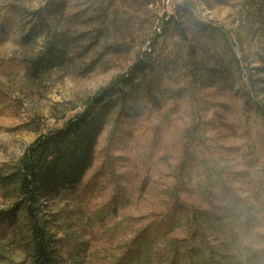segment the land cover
Returning <instances> with one entry per match:
<instances>
[{
    "label": "rangeland",
    "instance_id": "374dc122",
    "mask_svg": "<svg viewBox=\"0 0 264 264\" xmlns=\"http://www.w3.org/2000/svg\"><path fill=\"white\" fill-rule=\"evenodd\" d=\"M130 76L49 264H264V0H0V264H35L24 157Z\"/></svg>",
    "mask_w": 264,
    "mask_h": 264
},
{
    "label": "trees",
    "instance_id": "16d2710c",
    "mask_svg": "<svg viewBox=\"0 0 264 264\" xmlns=\"http://www.w3.org/2000/svg\"><path fill=\"white\" fill-rule=\"evenodd\" d=\"M44 60L47 62L48 57ZM142 69L143 65L138 64L134 72ZM133 82L130 76L112 84L89 101L85 111L66 128L41 138L24 157L22 171L18 174L22 200L16 206V212L25 209L32 224L35 264L51 262L46 231L37 221L40 201L52 199L81 181L92 164L102 127L118 104L115 95L120 87L137 91L140 85L134 86Z\"/></svg>",
    "mask_w": 264,
    "mask_h": 264
}]
</instances>
